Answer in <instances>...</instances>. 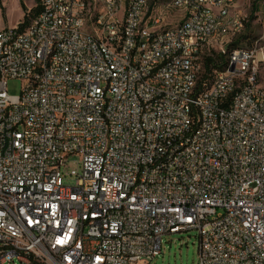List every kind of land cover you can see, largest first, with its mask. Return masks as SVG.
<instances>
[{
    "label": "built area",
    "instance_id": "obj_1",
    "mask_svg": "<svg viewBox=\"0 0 264 264\" xmlns=\"http://www.w3.org/2000/svg\"><path fill=\"white\" fill-rule=\"evenodd\" d=\"M36 1L23 30L0 29V264H138L189 231L197 264H264V86L254 50L199 45L226 36L196 8L219 0H181L156 31L146 1L93 0L89 23L82 0ZM244 22L229 16L234 36ZM213 52L229 70L190 93Z\"/></svg>",
    "mask_w": 264,
    "mask_h": 264
},
{
    "label": "rangeland",
    "instance_id": "obj_2",
    "mask_svg": "<svg viewBox=\"0 0 264 264\" xmlns=\"http://www.w3.org/2000/svg\"><path fill=\"white\" fill-rule=\"evenodd\" d=\"M157 0H149V6L147 4V13L150 8L155 7L154 2ZM255 0H237L236 7L234 4L233 13L241 12L245 17V22L242 28L238 29V33L235 36L249 35L250 44L244 42L243 48L254 50L256 56V63L258 67V80L262 86H264V0L258 2V11L254 19L250 20L248 27L245 23H248L252 3ZM170 1L162 3V9L155 11L156 16L160 18L158 25H153L152 30H160L169 26L179 24L182 16L181 10L174 9L171 6ZM38 2L36 0H0V29L7 27H17L22 21L25 10L30 11L36 6ZM166 4V5H165ZM39 6V5H38ZM158 8V6L156 7ZM153 16V15H152ZM155 16V15H154ZM146 21L145 17V23ZM235 29H230L227 37H235ZM227 42V40H225ZM203 56V55H202ZM197 62H202L201 58ZM198 78H199V73ZM21 81L19 79H10L8 81V93L16 95L19 93L21 88ZM74 158H71V161ZM75 165L71 162L68 165L67 171L74 168ZM67 183L68 181L65 180ZM198 237L196 231L175 233L170 235H164L162 240V251L161 253L151 259L142 260L138 264H197L198 261ZM17 264H21L17 262Z\"/></svg>",
    "mask_w": 264,
    "mask_h": 264
},
{
    "label": "bare ground",
    "instance_id": "obj_3",
    "mask_svg": "<svg viewBox=\"0 0 264 264\" xmlns=\"http://www.w3.org/2000/svg\"><path fill=\"white\" fill-rule=\"evenodd\" d=\"M146 1V6L148 0ZM181 0H172L171 7L174 9L181 10L185 16V9H180V4H175ZM236 0H219V10H217V5L215 3H208V1H196V8L198 10L205 11L207 18L218 19L214 21V29H221L222 27H228L226 29V35L229 34L230 29H235V27H229V16L230 21H237V14L233 13V8ZM39 8H43V1H37ZM88 19V10L86 0H82V11H81V20ZM188 20H195V12H188ZM151 21V20H150ZM157 21H160V18L157 17ZM92 22H99V15L92 19ZM154 25L156 24V16L152 18V21L146 22L145 25ZM243 23L238 24V29L242 28ZM225 40L226 36H219L218 38L208 37H199V45H208V48H215L219 45H224L227 43ZM147 51V42H139L136 45L134 52V59L136 61H145V53ZM197 53H204V46H197ZM202 55H197V61ZM227 60V67L224 70H218L217 73H224L225 70H229L231 63V55L223 54ZM202 60V58H201ZM256 71L258 73V67L256 63ZM198 72H191V85L190 93H197V81H198ZM214 84V75L209 86ZM185 108H192V100H185ZM174 226H181V219H174ZM10 250H19L18 241H10ZM0 256H3V248H0ZM35 264H49V258L42 256H35Z\"/></svg>",
    "mask_w": 264,
    "mask_h": 264
},
{
    "label": "trees",
    "instance_id": "obj_4",
    "mask_svg": "<svg viewBox=\"0 0 264 264\" xmlns=\"http://www.w3.org/2000/svg\"><path fill=\"white\" fill-rule=\"evenodd\" d=\"M258 2H260V0H255L252 3V8H251V12H250V17L248 20V23L245 25L248 27L250 20L255 18V14L258 11ZM39 11V6L38 4H36L35 7H33L32 9H30V11L27 12V10H25L22 21L18 24V29L19 30H23L28 23L30 22V20L32 19V17L34 15H36ZM244 42H246L247 44H250V39H249V35H241V36H235L231 42L228 44V50H234L237 48H243V44ZM227 67V60L225 58V56L223 55H219L217 53H211L209 55H203L202 56V70L199 73V78L197 81V87H201V88H207L210 83L211 80L213 78V75L219 70H224Z\"/></svg>",
    "mask_w": 264,
    "mask_h": 264
},
{
    "label": "crops",
    "instance_id": "obj_5",
    "mask_svg": "<svg viewBox=\"0 0 264 264\" xmlns=\"http://www.w3.org/2000/svg\"><path fill=\"white\" fill-rule=\"evenodd\" d=\"M166 1L167 0H157L156 2H154L155 7L149 9L150 11L148 12V16L146 17V21H148L150 23L152 21V18L155 17L157 14L155 11L161 10L162 5H163L162 3L166 2ZM168 1H170V0H168ZM86 3H87V10H88V16H89V21H88V23H89L91 21V19L95 18L101 12V6H100V4L95 3L93 0H86ZM236 3H237V0H236ZM236 3H235V7H236ZM148 6H149V0H148ZM157 6H158V8H156ZM181 14H183V12Z\"/></svg>",
    "mask_w": 264,
    "mask_h": 264
},
{
    "label": "water",
    "instance_id": "obj_6",
    "mask_svg": "<svg viewBox=\"0 0 264 264\" xmlns=\"http://www.w3.org/2000/svg\"><path fill=\"white\" fill-rule=\"evenodd\" d=\"M231 70H233V67H231Z\"/></svg>",
    "mask_w": 264,
    "mask_h": 264
}]
</instances>
